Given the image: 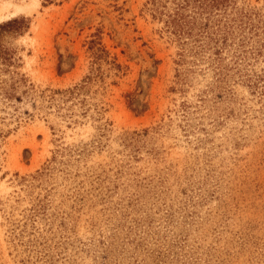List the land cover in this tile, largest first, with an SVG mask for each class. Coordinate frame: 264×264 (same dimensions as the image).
Wrapping results in <instances>:
<instances>
[{
	"label": "rangeland",
	"instance_id": "rangeland-1",
	"mask_svg": "<svg viewBox=\"0 0 264 264\" xmlns=\"http://www.w3.org/2000/svg\"><path fill=\"white\" fill-rule=\"evenodd\" d=\"M0 16V264H264V0Z\"/></svg>",
	"mask_w": 264,
	"mask_h": 264
},
{
	"label": "bare ground",
	"instance_id": "bare-ground-1",
	"mask_svg": "<svg viewBox=\"0 0 264 264\" xmlns=\"http://www.w3.org/2000/svg\"><path fill=\"white\" fill-rule=\"evenodd\" d=\"M5 9L6 8H4V10H2V12L3 11H5ZM30 10V7H27V6H19V7H16L15 6V8H14V11H13V15H16L17 13H23V12H28ZM10 14V13H9ZM9 16V15H8ZM7 17V16H6ZM1 16H0V20H1Z\"/></svg>",
	"mask_w": 264,
	"mask_h": 264
}]
</instances>
